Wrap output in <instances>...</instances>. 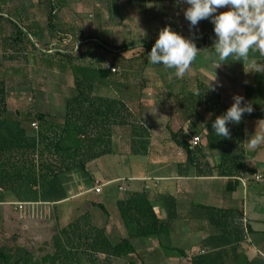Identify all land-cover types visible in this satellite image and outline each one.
<instances>
[{
    "label": "trees",
    "instance_id": "obj_1",
    "mask_svg": "<svg viewBox=\"0 0 264 264\" xmlns=\"http://www.w3.org/2000/svg\"><path fill=\"white\" fill-rule=\"evenodd\" d=\"M37 1L46 4L50 24L57 11L54 0ZM0 19H4L15 30V37L9 40L19 45V51H26L29 45L39 54L42 62L51 63L53 58H56L57 62L71 73L75 90V93L65 100L64 111L60 117L48 112H39L23 121L7 115L5 82L0 77V203L8 202V196L12 197L14 202H40L53 206L65 200L69 196L65 181H68L69 185L73 180L66 174L88 176L89 163L113 152L116 128L129 129L130 155L149 154L151 133L144 120L131 111L126 99L121 95L125 84L120 85L111 79L118 75L116 68L110 65L95 66L83 61L93 50L101 49L116 55L118 59L114 62L117 64L119 62L128 67L138 64L143 68L145 55L152 48L151 43L141 41L143 51L126 58L122 56V52L133 49L137 43L122 44L115 51L106 47L99 39L91 35L84 36L80 31L76 33L71 28L70 36L82 43L73 52H57L50 55L39 50L31 41L30 37L38 36V32L32 31L33 25L18 24L3 15H0ZM111 68H115V71L112 72ZM194 84L192 95L185 93L183 84L166 85V89L168 94L172 93L174 96L177 106H184V111H197L202 107L211 114L210 120L213 123L217 116L226 113L229 106L221 100L219 92L211 90V87L197 78H194ZM95 86L113 88L117 95H96L93 93ZM176 86L178 90L173 93ZM31 120L37 121L36 129L31 127ZM228 127L230 139L216 136L211 128L202 135L200 143L195 146L189 139L191 134L183 128L170 131L172 141L185 152V161L179 165V169H185L183 173H186L192 167L196 174H203L207 163L203 160L202 148L207 147L220 153L219 163L214 167L219 175L228 178L252 175L254 170L247 169L244 164V118L238 125L229 124ZM211 169L212 167L208 172H211ZM98 205L107 215L105 207L101 203ZM116 206L126 233L117 243H111L105 228L96 224L91 212L87 210L53 232L51 252L35 256L32 251L19 245L1 246L0 264H113L115 260H123L136 254L137 240L159 238L172 226L170 214L165 219L156 215L144 188L130 192L126 198L117 199ZM242 217L241 210L212 207L209 221L215 233L200 242L198 250L189 257V263L264 264V258H248L243 253L241 243L245 241L249 228L243 225ZM173 249L181 256H186L181 249ZM139 260L145 264L143 259ZM147 260L149 261L146 262H152V257L147 256ZM127 264L135 262L129 261Z\"/></svg>",
    "mask_w": 264,
    "mask_h": 264
},
{
    "label": "rangeland",
    "instance_id": "obj_2",
    "mask_svg": "<svg viewBox=\"0 0 264 264\" xmlns=\"http://www.w3.org/2000/svg\"><path fill=\"white\" fill-rule=\"evenodd\" d=\"M54 3L57 11L50 24H48L46 4L37 0H0V15L10 18L18 24L33 25L32 31L38 32V36L36 38L29 36L31 41L39 50L50 55L57 52H73L82 43L70 36L69 29L71 28L76 33L80 31L84 36L91 35L99 39L102 44L115 51L122 44L137 43L133 49L122 52V56L126 58L136 56L143 51L141 41L148 42L147 28L142 21L144 15L149 16V13H146L144 9L145 0H129V2L126 0L114 2L54 0ZM128 19L130 22H127ZM11 37H15V30L4 19H0V77L5 82L7 115L11 118H20L23 121L39 112H48L53 116L60 117L64 111L65 100L75 93L71 73L64 69L56 58H53L51 63L42 62L39 54L29 45L26 51H19V45H15L9 40ZM148 54L145 55L143 68H140L138 64H133L132 67L119 64L118 61L117 64L115 63L116 58L118 59L116 55L101 49L93 50L90 56L84 58L83 63L115 67L118 75L111 79L120 85L121 83L125 84L121 95L126 99L131 111L138 118L144 120V124L150 129L158 127L161 123L160 112L171 115L172 111H179V115L176 116L178 120L169 122L168 132L165 134L169 138L170 131L184 129L186 112L184 106H177L172 93L168 94V89L160 91L163 85L158 86L144 80L151 79L150 81H152L155 76L160 74L171 75L169 69L159 72L157 64H150ZM201 55L206 57L200 60L195 59L194 68L189 69V72L192 71L194 76L200 77L207 70L197 68L199 64L203 63V60L206 64L215 57L213 51L201 53ZM45 58L49 59L48 56ZM261 65L264 66V63ZM234 70L241 74L240 86L243 102L244 104L250 103L253 108L250 119H255L256 122L264 119V112H261L264 111V70L248 67ZM172 74H174V70H172ZM194 85V82L184 83L185 93L192 95ZM177 90L176 86L173 93ZM93 93L105 97H116L117 95L113 88L103 86H95ZM197 111L205 110L199 107ZM258 111L263 115L258 114ZM196 117L198 116H194V118ZM31 122L35 123L37 128V121L31 120ZM114 136L115 139L126 142L128 151L129 129L116 128ZM173 146L179 152V156L173 160L160 159L154 154L148 156L130 155L129 153L109 154L87 165L88 176H79V174L76 175L77 173L66 174L67 177H72L70 180L73 179L68 185V181H65L66 176L63 178L67 186V194L84 192L65 204L58 205L54 211L50 206L42 205H26L20 209L10 202L8 203L10 205L0 206V247L19 245L32 251L35 256L51 252L53 232L57 228L66 226L87 210L91 212L93 218L96 213L103 216L104 212L98 205L100 202L105 205L112 221L120 222L122 229L120 237L125 236L116 200L126 198L139 183L141 184V182L130 181V177L135 178L145 174L148 176V180L145 182L153 184L161 182L154 179L155 176L173 174L176 170L174 160H182L185 157L183 149L175 143ZM212 153L209 162L216 164L220 153L216 150H212ZM248 153L245 165L254 167L262 175L261 181H253L255 182L253 185L264 187V149L255 155H252L251 149L248 150ZM111 178L119 179L105 186L101 194L92 191L86 192L93 186L95 180L105 182ZM119 185H123L122 189H117ZM239 195L241 197V192ZM7 200L12 201V197L8 196ZM237 205L240 207L241 201H237ZM108 236L113 244L120 240L116 225ZM251 238H253L252 235ZM133 259L137 264L138 259L135 256L115 260L113 264H127Z\"/></svg>",
    "mask_w": 264,
    "mask_h": 264
},
{
    "label": "crops",
    "instance_id": "obj_3",
    "mask_svg": "<svg viewBox=\"0 0 264 264\" xmlns=\"http://www.w3.org/2000/svg\"><path fill=\"white\" fill-rule=\"evenodd\" d=\"M126 2H129V0H126ZM187 7L188 5L183 0H145L144 9L146 13H149V16L147 14L144 15L142 21L147 28V41L151 43L152 47L158 38L159 31L165 26H168L172 31L183 36L185 39L192 40L196 44L197 48L201 50L196 60H200L206 57L205 55H201V53L214 52L212 49L215 40L214 25L210 19H206L200 21L190 31V22L184 17V11ZM228 10V8H221L218 9L216 14ZM127 22H130V20L128 19ZM254 56L260 65L264 63V57H260L258 53L254 54ZM218 62L216 56L206 64L203 60V63L199 64L197 68H205L207 70L200 77L194 76L193 72L191 71L190 73L188 70L183 78H176L175 74H172L173 69H169L171 75L160 74L159 76H155L152 81H150L151 79L144 80L147 83L152 82L158 86L163 85L160 88V91H162L166 88V85L194 82V78L196 77L208 86L211 84V88L219 92L221 100L231 107L234 103L233 97L241 96L242 90L240 86L241 74L234 69H243L244 65L241 62H235L229 59L215 69V65ZM157 66H159V72H163V69H165L162 64H157ZM190 68H194V65L192 64ZM243 104L244 102L242 106ZM185 112L184 130L191 133L190 141L195 136H198L201 141L202 135L212 128L209 113L207 112V114L205 111ZM261 112L258 111L257 113L263 115ZM159 114L161 115V123L159 126L153 129L148 127L151 133L149 154H154L160 159L173 160L179 156V152L174 148V142L171 137L169 136L168 138L165 134L168 132L169 122H176L178 120L176 116L179 115V111H172L171 115L170 113L166 114L164 112H160ZM194 116L198 117L194 118ZM251 116L252 113H245L243 116L245 161L248 158L249 148L244 142L255 134L257 128V122L255 119H250ZM126 146L125 141L115 139L114 136L112 145L113 152L111 154L129 153ZM263 149L264 144L259 145L255 149H251L252 155H255ZM202 153L204 156L203 160L207 163L203 174H196L192 167L186 173H183L185 169H179V165L185 161L184 157L182 160H174L176 170L173 174L154 177V179L161 182L147 184L145 181L148 180V176H145V174L135 178H129L130 181L141 182L133 191H138L143 188L147 191L151 205L159 218L165 219L169 214L172 217V226L168 232L159 238L148 237L135 242L136 254L139 256L132 254L129 257L135 256L138 259L137 264H142L139 258L143 259L145 264H190L189 257L198 250L197 247L200 242L206 236L215 233L214 227L209 221L212 207L216 209L241 210L243 213L242 223L245 227L249 228V231L246 232L245 241L241 243L243 253L248 258L258 256L264 258V187L253 185L255 182L261 181L262 175L254 167L245 165L247 169L254 170L252 175L245 174L235 178L221 176L214 168L219 163L220 156L216 164H211L209 161L212 158V150L203 147ZM210 167H212L211 172H208ZM117 179L119 178H111L105 182L95 180V182L106 183L105 186H108ZM121 186L123 185H119L117 189H122ZM92 187L86 192L92 191ZM83 192L73 193L55 206L46 203H37L34 205L50 206L54 211V208L56 209L58 205L65 204ZM240 192L241 197L239 195ZM237 201H241L240 207L237 205ZM9 202L11 204L14 203V201H8L0 203V206L10 205L8 204ZM101 204L105 207L103 203ZM93 220L96 224L105 228V233L109 240L108 234L113 231L115 225L118 228V237L122 234L120 222H113L108 212L107 215L104 214L103 216L96 213ZM251 235L253 238H251ZM173 247L184 251L186 256H181ZM147 256L152 257V262H146L149 261L147 260ZM130 261L135 262L136 260L134 261L133 259Z\"/></svg>",
    "mask_w": 264,
    "mask_h": 264
},
{
    "label": "clouds",
    "instance_id": "obj_4",
    "mask_svg": "<svg viewBox=\"0 0 264 264\" xmlns=\"http://www.w3.org/2000/svg\"><path fill=\"white\" fill-rule=\"evenodd\" d=\"M183 2L188 5L184 17L190 22V31L202 20L210 19L214 25L215 40L212 49L219 61L215 69L232 59L241 62L244 69L247 66L250 69L264 70V66L260 65L254 56L258 53L260 57H264V0H183ZM221 8L229 10L216 14ZM200 51L192 40L185 39L165 26L159 31L158 38L148 54V62L153 65L162 64L165 69H173L176 78H183ZM211 90L215 91L214 88ZM243 99L241 96H234V103L226 113L216 117L212 123L216 136L230 139L228 125H238L245 113L253 112L250 103L242 106ZM244 143L249 149L264 144V119L257 121L255 134Z\"/></svg>",
    "mask_w": 264,
    "mask_h": 264
},
{
    "label": "built area",
    "instance_id": "obj_5",
    "mask_svg": "<svg viewBox=\"0 0 264 264\" xmlns=\"http://www.w3.org/2000/svg\"><path fill=\"white\" fill-rule=\"evenodd\" d=\"M97 1H113V0H97ZM116 1V0H115ZM111 71L114 72L115 71V68H111ZM32 127H34L36 129V124L35 123H32L31 124ZM200 142V139L198 136H195L193 137V139L191 140V144L193 146L195 145H198ZM106 185V183H101V182H98L96 181L92 187V191L99 194L102 192V189L103 187ZM37 203H40V202H14L12 203L13 206H18V208H22V206H26V205H34V204H37ZM17 208V207H16Z\"/></svg>",
    "mask_w": 264,
    "mask_h": 264
}]
</instances>
